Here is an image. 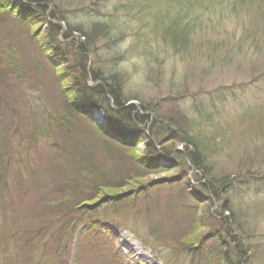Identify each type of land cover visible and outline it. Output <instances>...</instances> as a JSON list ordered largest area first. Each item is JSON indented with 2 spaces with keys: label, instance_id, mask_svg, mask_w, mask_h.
<instances>
[{
  "label": "trees",
  "instance_id": "trees-1",
  "mask_svg": "<svg viewBox=\"0 0 264 264\" xmlns=\"http://www.w3.org/2000/svg\"><path fill=\"white\" fill-rule=\"evenodd\" d=\"M81 1L0 0V194L16 195L14 209L17 203L24 207L28 197L35 204L41 198L39 193L47 195V191L56 190L55 200L45 202L41 213L57 215V219L65 216L68 226L74 224L76 212H87L86 208L105 202H111L106 212L116 213L127 225L124 222H130L132 217L126 209L135 207V215L143 216L142 223H148L149 230L160 235L162 245H182L185 237L196 239V229L209 227L203 218L205 211L206 216L212 217L210 220H223L221 226L224 228L221 229L227 236L231 233L230 223L239 233L243 232V226L246 230L245 222L253 219L258 204L250 206L247 212L234 194L227 191L233 184L229 176L217 178L212 174L210 160L220 154L221 151L215 149L223 137L216 130L204 128L207 124L204 117L199 116L197 123L192 118L198 115L189 116L191 112L201 115L202 104L190 110L182 108L175 96L164 99L169 100L166 106L162 102L143 100L137 93L132 96L130 90H125V72L115 64L124 58V53L132 50L137 51L140 62L146 61L148 65L156 63L160 56L212 60L221 45L194 37L204 31L199 23L201 18L207 12L215 14L217 6L221 9L226 3L245 15L242 18L238 13L239 20L233 32L240 28L245 38L242 44L245 46L249 39V44L253 41L255 45V41L264 37V0H152L155 8L142 3L130 15L131 20H123L121 24L115 18L119 13L117 6L105 14L91 7V3L86 5ZM125 13L129 11L124 9ZM9 23L14 27L9 29ZM125 27L132 32H126ZM127 34L133 41L124 53L118 52L117 47ZM80 37L83 39L79 40ZM103 40L106 51L102 55L99 45ZM24 43L30 44L29 54ZM22 47L26 52L21 51ZM48 79L52 82L48 83ZM22 84L28 89L51 84V90L56 84L59 91L57 96L56 92L48 96L47 104L36 105L39 113L29 120L32 131L29 130L23 141L20 128L24 126L25 117L26 130L28 120L18 106L19 94L16 95ZM137 99L140 100L137 106L126 104ZM141 110L147 114H142ZM96 111L103 112V120L94 119ZM40 126L43 133L38 131ZM193 126L198 129L195 131ZM86 135L90 136L89 147L85 141L78 140ZM177 144L182 148L176 149ZM138 145H143L141 151ZM40 146L50 150L48 158ZM162 155L170 158L171 167L161 166ZM45 159H49L48 168L55 172L42 170L40 165ZM191 168L192 182L197 184L190 182L188 177ZM157 173L169 174L142 183ZM56 175H62L63 180H56ZM124 186L127 189L120 191ZM160 186L168 190L162 205L157 195H148L150 190ZM176 189L179 192L173 198L171 191ZM134 193L140 196L135 203ZM147 198L152 209L148 206L142 212L137 206ZM124 199H127L126 207L119 206L120 213L113 203ZM152 211L159 214L157 221L164 220L165 216L173 221L172 238H168L160 221L150 220ZM97 220L79 236V243L89 244L87 235L84 236L86 233H99L102 228ZM229 237L226 241L230 248L222 255L216 247L210 249L212 264H241V260L231 261L230 253L244 255L252 250L253 247L239 245L237 235ZM215 239L219 241L220 238ZM200 243L201 240H195L188 247L195 249ZM68 252L69 245H66L64 255ZM21 253L19 246L16 254L4 253L3 264H23L18 256H23L25 264H41L39 259L32 257V248ZM216 256L218 261L215 262ZM56 259L63 257L58 254ZM86 262L89 261L84 258L71 261V264ZM119 262L97 264H122ZM190 264L196 263L190 259Z\"/></svg>",
  "mask_w": 264,
  "mask_h": 264
},
{
  "label": "rangeland",
  "instance_id": "rangeland-1",
  "mask_svg": "<svg viewBox=\"0 0 264 264\" xmlns=\"http://www.w3.org/2000/svg\"><path fill=\"white\" fill-rule=\"evenodd\" d=\"M180 1L183 2L184 0ZM81 2L86 5L91 3L93 5L91 7L95 6L105 14L109 13L114 6H117L116 9L119 13L116 12L115 18L120 24L123 20H131L130 15L138 10V6L142 3V5L150 4L155 8L154 4L151 3L152 0H82ZM124 9H127L129 13L124 14ZM238 13L230 4L226 3L221 9L217 6L215 14L212 15L211 12H207V15L201 18L199 23L202 24L204 31L196 33L197 36L194 39L199 41L209 39L213 43L215 42L216 45H221L220 50L215 52L213 59L210 61H204L203 57L197 60H192L191 57L180 60V57L160 56L156 63L148 65L145 63L146 61L140 62L137 51L132 50L129 53H124L129 48L130 42L133 41L132 36L127 34L117 47L118 52L124 53V58L118 61L115 67L125 72L127 76L125 90H130L132 96L137 93L143 100L162 102L164 106L169 104V100L164 99L175 96L178 97L179 105L182 108H189L190 110L195 105L202 104L201 115L195 112L192 115L191 112L189 116L198 115L192 118L197 120V123H199V116L204 117L207 124H209L204 125V128L216 130L223 137L215 149L217 152L221 151L220 154L210 160L212 174L217 178L229 176L233 184L232 187L230 186L231 189L229 188L230 191L229 189L227 191L234 194V197L237 198V201L247 212L250 211V206L253 207L255 203L258 204L257 210L253 213V219L250 218L248 222H245L247 224L246 230L243 226V232L239 233L233 229L235 226L230 223L231 233L227 236L225 231L221 229L223 220H210L212 217L206 216L205 211L203 218L209 224V227L196 229V239L194 236L185 237V243L181 241L182 245H162L163 241L160 235L157 241L156 237L146 229V224L141 225V222L145 221L141 219L143 216H136V208L129 206L126 211L129 216L135 219L129 218L131 223L129 222L128 226L135 228L146 240V243L151 246V254L147 253V250H142L141 245L126 232L120 231V229H125L119 228L118 221L121 220L120 217L116 213L106 212L107 207L111 206V202L88 207L85 209L87 212L84 213L82 211L76 212L74 214V218H76L74 224L68 226L66 224L67 217L65 216L57 219V215L54 216L48 212L41 213L44 210L45 202L52 203L55 200L56 190L47 191V195L42 192L39 193L41 198L35 204L28 197L24 207L17 203L14 209L12 207L16 202V195L6 196L3 193V196L0 194V264L5 262L4 253L16 254L18 253V246L19 252L22 251L21 254L31 251L32 248L34 250L32 257L35 260L39 259L41 264H71V261L84 258L89 261L86 262L87 264H97L104 261L108 263H120L119 261H121L122 264H150V261L153 262L151 264H190V259L195 261L196 264H212V259L209 256L210 249L216 247L219 254L222 255L230 248L227 241L230 240L229 235L231 234L238 236L239 245H244V248L253 247L251 251L244 255L242 252L235 255L230 253L229 258L231 261L241 260V264H264V37L255 41V45L253 41L249 44L251 41L247 39L244 46L241 40L245 38L241 29L237 28L233 32L239 20ZM239 14L242 18L245 16L243 12ZM74 20L79 19L74 18ZM246 24H248V21H246ZM9 26V29L14 27L11 23H9ZM125 31L132 32L130 28L126 27ZM104 41L100 42L101 46L99 45V53L101 54L106 51ZM258 44L259 50L257 51ZM24 46H26L27 52L23 47L21 51L23 50V52L29 54L30 44L24 43ZM153 49L156 50L155 47ZM105 57V55L102 56L104 60ZM147 69H149V74ZM47 81L51 83L52 79ZM89 83L91 82L87 81V84ZM52 87L51 84H46L43 88L33 89H28L24 84L19 87V93L16 94H19L18 101L20 105L18 106L25 112L28 120L25 130L26 119L22 117L24 121L23 128H20V133H23L20 134L22 141L26 140V136L30 133L29 130L32 131L29 120L34 119L39 113L36 105H41L43 102L47 104L48 96H53L55 92L56 96L58 95L59 91L56 84L54 90H51ZM138 100L128 102L139 105L140 100ZM162 109H166V107H162ZM141 112L145 114V111L141 110ZM99 114L102 116L101 112L97 113L95 115L97 120H100ZM193 128L195 131L198 129L194 126ZM39 130L43 133L42 126L39 127ZM11 133H13L12 130ZM88 136L86 135V138L80 136L78 140L85 141V144L89 147L88 144L91 143V140L88 139ZM14 139L20 140L19 137ZM40 148L41 152L48 158L50 150L43 146H40ZM181 148V145H176V149ZM137 149L141 151L143 145H138ZM48 160L45 159L43 163L41 162L40 167L42 170H51L53 173L55 169L48 168ZM162 162L168 168L170 160L166 159ZM167 174L169 173L150 175L142 183L158 180V178ZM41 175L40 173V181ZM56 180L62 181V175L57 176ZM12 182L15 181L12 180ZM119 189L122 191L127 188L124 186ZM178 192L177 189L172 190L171 196L174 198ZM167 193L168 190L160 186L150 190L148 195H157L162 205ZM134 197L136 199L133 203L140 200V196H135V193ZM126 201L127 199H124L113 203L120 213V207H126ZM149 202L150 200L147 198L137 208L144 212L149 206ZM93 208L97 209L94 210ZM149 209H152V206H149ZM212 209L214 210L215 206ZM152 213L154 214L150 216V220L157 221L159 219L157 215L159 214L155 211H152ZM162 214H164V211H162ZM163 218L167 222L166 224L163 219L157 222L164 226L168 238H172L170 233H172L175 224H172L173 221L170 217L165 216ZM95 219H98L97 222L100 221L99 226L102 229L98 234L94 235L89 232L84 235L85 238L87 235L89 244H86V242L84 244L79 243V236L88 230L90 223ZM115 234L117 237H114ZM123 235H126V237H123ZM217 236L220 238L219 241L215 239ZM195 240H201V243L195 249H190L188 244L195 242ZM169 242L175 243L172 240H169ZM132 243L142 253L141 256L137 254L138 251L132 250ZM66 245H69V252L64 255ZM176 246L180 247L181 251ZM58 254H61L63 259H56ZM18 258L22 260L23 264L26 263L23 256H18ZM216 261H218L217 256Z\"/></svg>",
  "mask_w": 264,
  "mask_h": 264
}]
</instances>
